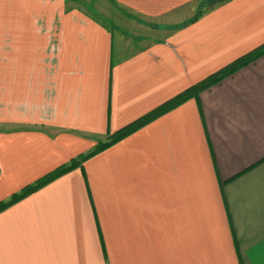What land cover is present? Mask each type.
<instances>
[{
	"label": "crops",
	"instance_id": "crops-1",
	"mask_svg": "<svg viewBox=\"0 0 264 264\" xmlns=\"http://www.w3.org/2000/svg\"><path fill=\"white\" fill-rule=\"evenodd\" d=\"M111 2L0 0V202L264 44V0ZM0 264H264V56L0 212Z\"/></svg>",
	"mask_w": 264,
	"mask_h": 264
},
{
	"label": "trees",
	"instance_id": "trees-1",
	"mask_svg": "<svg viewBox=\"0 0 264 264\" xmlns=\"http://www.w3.org/2000/svg\"><path fill=\"white\" fill-rule=\"evenodd\" d=\"M262 56H264V44L254 49L253 51L247 53L246 55L238 58L232 63L226 65L225 67H223L216 73L202 80L201 82L177 94L173 98L169 99L165 103L156 107L155 109H153L146 115L140 117L139 119L135 120L134 122L126 125L122 129L114 133H109L104 141H100L93 149H91L87 153L79 155L77 158L72 159L69 163L61 165L55 170H53L52 172L41 177L40 179L35 181L33 184H30L24 187L19 193L12 195L9 200L0 202V212L6 210L10 206L23 200L27 196L40 190L41 188L47 186L54 180L68 174L69 172L77 168L83 169V164L87 162L89 159H91L92 157H94L95 155H97L98 153L108 149L109 147L119 142L120 140L130 136L131 134L135 133L142 127L155 121L156 119L160 118L161 116L175 109L179 105L183 104L187 100L193 97H198V95L202 91L207 90L210 87L221 83L223 80L232 76L239 70L254 63Z\"/></svg>",
	"mask_w": 264,
	"mask_h": 264
},
{
	"label": "rangeland",
	"instance_id": "rangeland-1",
	"mask_svg": "<svg viewBox=\"0 0 264 264\" xmlns=\"http://www.w3.org/2000/svg\"><path fill=\"white\" fill-rule=\"evenodd\" d=\"M111 1L113 0H93V1L92 0H77L78 2L77 4H79L80 7H82L85 12L95 16L94 18L100 20L101 22L105 23L108 26L109 25L114 26L112 25L113 19L109 18L111 16L110 14L111 8H113L114 10L115 9L118 10L119 15L120 13L122 14H126V13L124 10L117 8L115 4L113 5Z\"/></svg>",
	"mask_w": 264,
	"mask_h": 264
},
{
	"label": "water",
	"instance_id": "water-1",
	"mask_svg": "<svg viewBox=\"0 0 264 264\" xmlns=\"http://www.w3.org/2000/svg\"><path fill=\"white\" fill-rule=\"evenodd\" d=\"M224 0H208V5L209 6H215L217 5L218 3H221L223 2Z\"/></svg>",
	"mask_w": 264,
	"mask_h": 264
}]
</instances>
